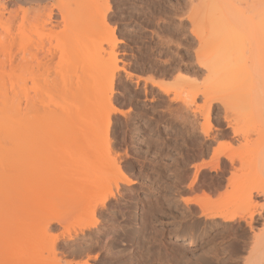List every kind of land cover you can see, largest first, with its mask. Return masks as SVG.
I'll return each instance as SVG.
<instances>
[{
  "label": "rangeland",
  "instance_id": "obj_1",
  "mask_svg": "<svg viewBox=\"0 0 264 264\" xmlns=\"http://www.w3.org/2000/svg\"><path fill=\"white\" fill-rule=\"evenodd\" d=\"M109 1L107 22L119 39L117 69L102 93L88 95L90 113L83 107L86 95L80 108L73 107L76 84L57 73V59L48 69L35 67L45 75L23 88L31 99L43 93L41 103L49 93L55 103L65 97L66 106L45 126L35 100L43 111L30 126L20 119L15 143L0 152V241L16 236L38 244L20 264H245L252 253L244 245L264 233V175L258 174L264 170L263 122L246 126L254 130L252 142L242 146L222 103L211 102L207 125L199 92L216 89L238 70L236 64L223 65L211 79L206 74L189 19L200 0ZM201 3L205 8L214 2ZM224 20L219 26L231 29ZM244 51L256 69L260 52L250 45ZM249 80H242L244 87L256 83ZM232 90L227 94L238 95ZM239 93L228 109L249 98ZM205 125L211 126L209 138ZM217 149L219 158L231 154L234 166L217 160ZM118 169L135 183L122 185ZM236 210L233 220L224 218Z\"/></svg>",
  "mask_w": 264,
  "mask_h": 264
},
{
  "label": "bare ground",
  "instance_id": "obj_2",
  "mask_svg": "<svg viewBox=\"0 0 264 264\" xmlns=\"http://www.w3.org/2000/svg\"><path fill=\"white\" fill-rule=\"evenodd\" d=\"M191 1L193 2V0ZM201 1L203 2V0H200L197 2L198 5L194 6L193 16L189 19L192 23L193 32L199 37L200 46L197 49V57H201L207 70L206 74L211 79L223 65L227 64H236L234 67L238 69L233 74L230 73L231 75L229 74L227 79L220 82V85H216V87L218 86L215 87L216 89H212L214 87L205 89L204 87L203 90L199 91L205 98V111L208 107L205 120L208 125L209 113L212 109L211 102L222 103L227 109V111L224 109L226 116L223 115V117L228 119V122H226L228 128L231 129L234 136H239L237 140L242 143V146H247L252 142L248 136L254 130L246 126L259 120L263 122L262 126L264 128V12L261 13L260 11L259 14V9H264V0H250V2L253 1L252 3L244 0L245 5L243 0H209L216 5L212 3L213 7L209 4V7L207 5L205 8L202 7ZM109 3V0H0V152L6 149L5 147L13 146L15 143V131L18 129L16 123L20 119L24 120L26 126L27 124L30 126L31 118L39 110H44L45 115L39 123L47 125L49 119L57 116L59 118L63 114L65 110H63L65 108L63 106L66 105L61 102L65 100V97H62V101L59 100L60 102L55 99V103L53 101L55 96L52 98L53 96L50 93L46 95L47 99L43 97L45 96L43 93H36V95H43L44 101L41 103V97L38 95L31 99L25 93L26 90L24 91L25 94L22 95L23 88L25 89L28 81H34L39 76L45 75V69H48L50 65L57 62V65L55 64L58 67L57 69L61 71L66 69V72H68L66 74L59 70L57 73H61L63 76L65 74V77L69 75V78H66L71 80L69 85L76 84L77 87L74 88L76 89V92L74 91L76 95L74 96L72 92L75 97L72 98L75 99V102L70 101L73 107L77 108L79 106L80 108L82 106L80 98L86 95L82 97V101L87 114L90 113L91 109L88 105L91 100H88V98H91V96L88 97V95L96 97L93 94L100 93L103 88L106 89L107 84L112 83L114 72L117 69L116 46L119 39L116 38L113 29L109 28L107 22L111 5ZM239 4L241 7H239ZM221 10L222 13H220ZM220 16L225 18V22L228 21L227 23L231 24L229 27L231 29H223L219 26V23H221L219 20L222 18ZM207 24L209 26L212 24V26L210 31L205 33ZM47 40L50 41V44H46ZM245 43H248V45ZM243 45H245V49ZM249 45L255 52L261 54L260 63L256 69L251 66L252 56L248 58V53L245 52ZM242 50H245L246 56ZM54 60L56 61L53 63ZM35 67L46 68L43 72H40L35 71ZM252 77L256 79V83L251 82L253 84L251 88H249L250 83L249 87H244L248 83L246 80L252 79ZM205 79L207 78L205 77ZM68 80H66L67 84L69 83ZM152 82L163 87V84L158 81L152 80ZM240 84L243 87L239 86ZM257 84L258 87L261 85L262 89L259 88L254 91V85ZM252 86L254 87L253 90ZM18 87H21L19 88L20 91ZM67 87L70 86L66 85V89ZM247 88L250 89H248L249 91L252 90V93L247 91L250 93L248 94L245 91ZM71 89L73 88L70 87L68 91H71ZM230 90H236L238 95L239 92L242 93L243 91V94L245 93L244 95L249 98L246 99L247 97L241 94L242 99L245 97V102L239 105L238 100L239 103L236 102L238 104L237 108L234 102L235 106L234 104L233 106L235 108L228 109L227 106L232 105L231 102L233 103L238 98L241 99L236 93L233 94L234 92H230L233 95H229V92L227 94V91ZM199 92L192 95V103L193 101L195 103V99L200 94ZM23 96H25V101ZM236 96L237 99H234ZM35 100H39L42 104V107L39 105V108L43 110L38 108L37 104L39 102L36 103ZM61 108L62 110H60ZM61 111L62 114L59 113ZM106 121L109 122L108 119ZM208 126L205 125L207 137L210 136L211 130V126ZM57 127L55 130L59 129L60 125ZM229 145L231 144L229 143ZM215 155L218 156L217 160L219 161L231 165L234 163L235 158L231 154L226 155L225 153L223 154L225 155L224 158L223 155L222 158H219L220 150L217 149ZM204 167H206V164L205 166L204 164L200 165L199 170ZM118 170V179L122 185L130 186L135 183V180L125 177L120 169ZM258 174L264 175V170L259 171ZM195 182L196 180L193 181V185ZM47 191L44 190L39 193L36 199L37 203L44 201ZM190 202L194 201L186 200V203ZM206 210L203 209L206 212L205 215L207 214ZM237 214L236 210L224 215V218L233 220ZM260 234H257L258 236L254 234L253 238L255 239L244 245L246 249H250V254L252 253L250 257L245 258V264H264V233ZM27 239L25 240L23 237L22 239L16 238L15 236L10 240L11 243L4 244L6 243L5 240L0 241V264H20L30 256L32 257L38 250V244L36 242L32 243L31 240L27 241ZM49 247L52 248V246ZM53 248L48 251L49 254H54L55 250ZM8 249L9 251H7ZM43 249L41 257H45V250ZM53 250L54 252H52ZM5 252L6 254H4Z\"/></svg>",
  "mask_w": 264,
  "mask_h": 264
},
{
  "label": "crops",
  "instance_id": "obj_3",
  "mask_svg": "<svg viewBox=\"0 0 264 264\" xmlns=\"http://www.w3.org/2000/svg\"><path fill=\"white\" fill-rule=\"evenodd\" d=\"M203 190L205 191V186L202 188V191H203Z\"/></svg>",
  "mask_w": 264,
  "mask_h": 264
}]
</instances>
